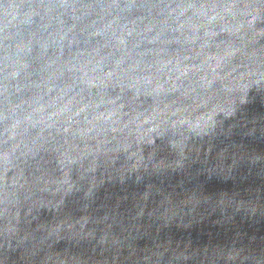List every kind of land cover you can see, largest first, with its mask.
<instances>
[{"label": "water", "instance_id": "95a60500", "mask_svg": "<svg viewBox=\"0 0 264 264\" xmlns=\"http://www.w3.org/2000/svg\"><path fill=\"white\" fill-rule=\"evenodd\" d=\"M0 264H264V0H0Z\"/></svg>", "mask_w": 264, "mask_h": 264}]
</instances>
